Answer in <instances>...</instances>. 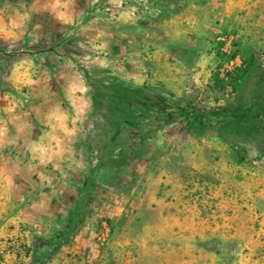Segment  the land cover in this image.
<instances>
[{
	"label": "rangeland",
	"instance_id": "rangeland-1",
	"mask_svg": "<svg viewBox=\"0 0 264 264\" xmlns=\"http://www.w3.org/2000/svg\"><path fill=\"white\" fill-rule=\"evenodd\" d=\"M77 86L120 124L81 144L69 203L34 174L33 128ZM79 227L92 264L264 259V0H0V264H43Z\"/></svg>",
	"mask_w": 264,
	"mask_h": 264
},
{
	"label": "crops",
	"instance_id": "crops-1",
	"mask_svg": "<svg viewBox=\"0 0 264 264\" xmlns=\"http://www.w3.org/2000/svg\"><path fill=\"white\" fill-rule=\"evenodd\" d=\"M251 5H253V3L250 4V7ZM81 89L82 88L78 86L77 88L73 87V89H65L72 94H62L49 88L46 98L43 99L45 104L43 113L37 117V121L44 129V138L39 139L38 129L36 126L33 128V132H36L33 141L48 145L46 156L42 158L39 164L33 165V168H35L34 174L40 175V172H43L41 175L42 180L46 182L45 186H47L49 188L48 191L52 193L49 197L53 194H57L61 198L66 197L70 199L69 203L74 202L75 198H77L81 192H86V189L80 186L82 181L86 178L89 179L88 175L90 170H87L88 167L84 163L81 144L89 143L90 139L109 142L113 140L114 135L112 129L106 127V120L88 118L91 105H89L88 102L82 101V99L78 97L79 93L75 95V92H79ZM98 126H100L99 130L97 129ZM91 128L94 130L90 131ZM51 148L52 150H50ZM119 159L121 160L123 157L120 156L118 157V160ZM50 183H52V185ZM95 203V201L91 202L89 199L87 204L91 206ZM116 203L117 202H111L108 207L114 208V204ZM158 217L159 218L155 221L165 222L173 220L174 218L171 214L159 215ZM93 233V230L88 232L87 228L79 227L75 229L74 233H72V245L62 248L56 252V254L54 253V257L52 256L47 262L44 261L41 263L70 264L68 262L69 258H81L87 253L86 249L82 247L81 244L86 236H93ZM90 253L92 252L87 253L88 256L90 255L88 264H92L91 259L95 256L94 253ZM60 259L63 261L60 262ZM78 264L84 263L78 262Z\"/></svg>",
	"mask_w": 264,
	"mask_h": 264
},
{
	"label": "trees",
	"instance_id": "trees-1",
	"mask_svg": "<svg viewBox=\"0 0 264 264\" xmlns=\"http://www.w3.org/2000/svg\"><path fill=\"white\" fill-rule=\"evenodd\" d=\"M120 123H117V124H109V122H106V127L108 128V129H112L113 128V126L112 125H115L114 127L116 128V127H119V126H117V125H119ZM81 217V215L79 216V218ZM68 233L70 232L71 233V231L70 230H68L67 231ZM64 238H65V236H58V240H59V242L61 241V240H64ZM257 264H264V259L263 260H261V261H259Z\"/></svg>",
	"mask_w": 264,
	"mask_h": 264
}]
</instances>
